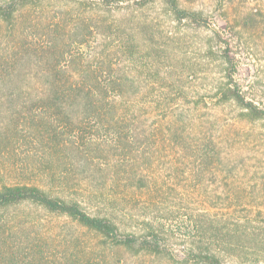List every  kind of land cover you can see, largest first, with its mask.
Masks as SVG:
<instances>
[{"label": "rangeland", "instance_id": "rangeland-1", "mask_svg": "<svg viewBox=\"0 0 264 264\" xmlns=\"http://www.w3.org/2000/svg\"><path fill=\"white\" fill-rule=\"evenodd\" d=\"M6 1L0 0V6ZM92 3L94 0H77L75 3L40 0L38 6L20 9L15 28L0 20V66L11 70L12 59L15 61L22 54L25 56L21 61L25 63L20 65L44 66V58L48 63L46 54L37 55L33 49L48 47L47 55H52V63L60 67L67 65L70 55H81L94 66L102 57L111 58L118 74L109 77L119 80V73L131 75L139 89H136L138 105L140 101H159L157 88L160 84L172 88L179 83L183 87L185 94L179 102L171 110H156L153 117L155 122L166 121L175 115L177 127L172 134L167 132L166 135L178 144L166 150L152 145L146 150L149 162L152 152L158 151L157 157L166 167L161 168L154 161L149 177L163 186L162 192H156L155 203L162 199L165 204H158V207L175 213L173 219L159 224L162 231L169 232L163 235L167 253L159 258L144 254L136 256L120 248L104 261L99 258L100 264L105 261L106 264H186L183 259L190 249L217 245L213 232L224 226L225 244L239 246L236 250H220L224 264H264V122L243 120L240 117L242 110L235 102L217 101V93L226 84L224 47L211 29L175 22L162 1L144 8L133 4L134 1L124 2L125 8L117 9L113 14L103 12L98 6L91 8ZM182 3L185 7L203 11L210 17L213 28L229 39L237 66L235 81L249 100L264 108V0H182ZM90 17L104 20L106 24L109 20L115 26L112 31L101 28L100 35L95 29L90 34ZM75 24L82 30L77 36L72 35ZM126 36L140 45L130 61L121 52ZM83 37L85 44L80 45L79 40ZM144 87H147L146 93L141 91ZM175 96L176 93L172 94ZM179 117H182L181 121ZM17 122V117L8 120V140L0 142L10 151L0 155V177H4L8 167L14 169L16 166L18 171L27 172L33 179L38 173L31 171L42 160V146L36 137L30 136L28 129L22 131L21 125L15 129ZM0 125V130L1 127L6 129V120L0 118ZM16 132L20 140L13 141L11 136ZM89 132L94 130H88L87 134ZM135 133L132 132V136H138L139 130L135 129ZM107 155L108 160L104 162L117 163L122 157L120 152L113 150ZM6 176L10 177L9 174ZM169 187L174 190L169 191ZM208 195L230 196L231 200H220L219 205L211 206L205 200ZM143 198L148 202L151 196L148 194ZM228 203L233 204L229 206ZM156 207L150 212H157ZM31 211L40 218L36 221L54 235L60 225L68 223L66 218L46 216L30 205L0 213V220L15 219L17 224L18 214ZM139 219L136 215L134 220ZM236 223L241 226L237 234L233 233ZM251 229H256L258 235L253 236ZM135 231L142 233L141 227ZM24 236L25 233L14 231L8 240L11 248L27 247Z\"/></svg>", "mask_w": 264, "mask_h": 264}, {"label": "trees", "instance_id": "trees-1", "mask_svg": "<svg viewBox=\"0 0 264 264\" xmlns=\"http://www.w3.org/2000/svg\"><path fill=\"white\" fill-rule=\"evenodd\" d=\"M64 1L75 3L77 0ZM129 1H134L133 4L140 8L162 1L178 24L188 23L195 28L211 29L224 47L223 57L227 64L226 84L217 93V101L235 102L242 110L240 117L243 120L264 122V108L249 100L235 81L237 66L231 42L213 28L210 17L203 11L185 7L182 0H94L90 7L98 6L103 12L113 14L115 10L125 8L124 2ZM39 2L8 0L0 6V20L15 28L20 9L38 6ZM103 21L90 17V34L95 29L100 35L104 27L113 30L115 25L111 21L107 20L108 24ZM72 30L71 34L75 36L82 32L76 24ZM84 38L79 40L80 45L85 44ZM125 38L121 52L130 61L140 45L132 38ZM48 50V47L33 49L37 55L46 54L48 63L43 57L44 66L34 65L33 68L32 65H20L25 63L21 61L25 56L23 54L15 61L12 59L11 70L0 66V118L7 123L6 129L1 127L0 142L8 140V120L17 117L18 126L15 129L19 125L22 131L28 129L30 136L38 139L43 151V161L31 171L38 173L33 179L27 172L18 171L16 166L14 169L6 167L4 172L10 177L6 174L0 177V213L30 205L46 216L66 218L68 223L60 225V231L54 235L40 221H36L40 218L33 211L18 214V225L14 223L15 219L0 220V264H100L99 258L104 261L120 248L136 256L144 254L159 258L166 255L163 235L169 232L162 231L159 224L173 219L175 213L158 207V204H165L162 199L160 203H155L156 192H162L163 186L149 177L154 167L152 163L156 161L161 168L166 167H163V160L157 157L158 151L152 152L149 162L146 150L152 145L166 150L178 144L169 137L177 127L175 115L172 114L166 121L154 122L153 117L157 114L156 110H171L184 96L183 87L179 83L172 88L164 85L168 89L165 92L166 88L160 84L157 88L159 101H140L138 105V88L131 75L119 73V80L109 77L118 74L111 58L102 57L94 66L81 55H70L67 65L60 67L52 63ZM146 88L140 90L146 93ZM175 93L177 97H172ZM181 120L182 117H179ZM92 129L94 132L87 134ZM135 129L139 130V137L132 136V132L136 134ZM167 132L169 135H166ZM11 137L13 141L20 140L17 132ZM112 150L120 152L122 157L117 163L104 162ZM6 152H10L9 149L0 145V155ZM138 157H143L144 161L137 160ZM169 188V191L174 190ZM148 194L151 199L147 202V198L144 201L143 197ZM214 197L208 195L205 200L211 206L219 205L220 200H231L230 196ZM232 204L228 203L229 206ZM155 206L157 212H150L155 210ZM136 215L140 217L137 221L134 220ZM125 217L130 220L125 221ZM127 223L130 224L125 227ZM234 225L233 233L237 234L241 226ZM140 227L142 233L136 232V228ZM224 228L213 232L217 245L206 244L190 249L183 259L185 263L224 264L220 250L239 249L238 245L225 244ZM17 230L25 233L28 243L27 247L19 250L11 248L8 242ZM251 234L258 235L256 229H251Z\"/></svg>", "mask_w": 264, "mask_h": 264}]
</instances>
